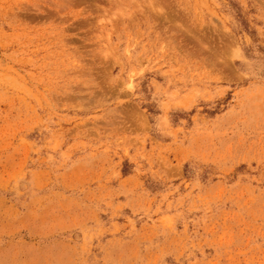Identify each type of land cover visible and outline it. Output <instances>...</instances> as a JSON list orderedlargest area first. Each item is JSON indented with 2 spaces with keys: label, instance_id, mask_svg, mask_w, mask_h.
<instances>
[{
  "label": "rangeland",
  "instance_id": "obj_1",
  "mask_svg": "<svg viewBox=\"0 0 264 264\" xmlns=\"http://www.w3.org/2000/svg\"><path fill=\"white\" fill-rule=\"evenodd\" d=\"M0 264H264V0H0Z\"/></svg>",
  "mask_w": 264,
  "mask_h": 264
}]
</instances>
